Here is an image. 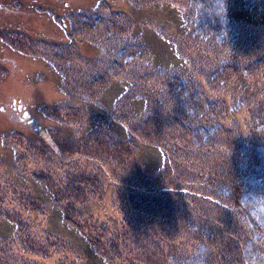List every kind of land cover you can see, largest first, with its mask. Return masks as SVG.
I'll return each mask as SVG.
<instances>
[{"label":"rangeland","instance_id":"374dc122","mask_svg":"<svg viewBox=\"0 0 264 264\" xmlns=\"http://www.w3.org/2000/svg\"><path fill=\"white\" fill-rule=\"evenodd\" d=\"M148 4L149 11H140V2L138 8L132 4V14L123 11L126 0H0V264H99L102 260L106 261L102 264H150L154 253L145 244L174 232L170 226L178 209L175 201L190 206L195 219L208 214L221 219L223 202L228 203L224 208L228 219L249 214L241 215L234 199L230 198L231 204L227 201L222 183L203 190L210 201L198 200L193 189L183 193L189 175L202 168L200 162L148 174L137 162V149L119 138L112 123L127 125L128 121L133 130L140 126L138 118L126 112L129 96L139 99L150 92L159 97L164 91L168 101L175 94L172 91H183L179 76L166 70L156 74L153 66L143 64L144 59L155 54L165 63L177 55L182 60L196 59L202 54L196 46L208 40L202 59L214 55L222 59L221 45L211 39L219 40L225 53L230 49L248 55L251 65L241 64L231 78L230 85L238 87V93L235 97L214 93V84L204 79L195 87L185 85L190 92L175 94L179 102L170 108L172 119H180L190 104H197L199 115L205 110L201 123L207 124L212 122L211 114L205 117L209 107L213 112L221 107L230 110L238 101L250 122H257L262 113L264 121V107L259 108L264 83L252 77L264 73L254 67L264 56V0H144V9ZM10 8L24 10L14 13ZM153 10L159 11L158 17H153ZM138 17L133 34L130 25ZM171 31L175 38L167 44L163 35ZM143 38L151 44L139 43ZM255 42L263 43L257 44L261 50L242 52L236 46ZM199 89L205 91L202 101L195 97ZM155 111L162 119L161 107ZM245 113L236 115L228 128L235 130ZM223 131L227 133L226 127ZM258 132L264 136V129ZM193 134L187 135L189 142L198 139L204 147V169L211 154L230 163L242 180L240 188L243 184L252 188L250 208L263 216V152L248 155L250 146L225 135L235 150L222 156L224 145L218 150V143L205 142L208 134L199 135L196 128ZM156 158L155 151L145 149L149 164ZM158 180L171 182L178 195H161ZM158 195L163 201L159 215L138 213ZM59 207L66 227L55 211ZM142 218L148 222L144 227L138 225ZM247 219L235 229L230 223L219 227L214 220L211 225L217 233L209 230L198 245L179 244L176 253L187 258L185 264H252L249 248L255 244L260 253L253 264H264V222L259 226ZM154 221L156 225L150 227ZM249 234L257 239L245 246L244 254L229 243L231 236L249 239ZM140 237L147 240L139 243ZM175 259L169 261L180 262Z\"/></svg>","mask_w":264,"mask_h":264},{"label":"trees","instance_id":"16d2710c","mask_svg":"<svg viewBox=\"0 0 264 264\" xmlns=\"http://www.w3.org/2000/svg\"><path fill=\"white\" fill-rule=\"evenodd\" d=\"M143 1L144 0H126V5L123 7L124 13H127V10H130L128 12L133 14V10H131V5L135 4V6L138 8V2H140V11L147 10L149 11L150 5L148 4L145 9L143 7ZM154 6V4H153ZM160 9L163 8V5H159ZM10 12L14 13H20L23 12L24 9H11ZM175 10V9H174ZM85 12V11H84ZM83 12V13H84ZM88 12V11H87ZM86 12V14H87ZM177 13H179L177 11ZM182 13V12H181ZM153 17H158L159 11L153 10ZM164 14V12L162 13ZM195 14L198 16V11L195 12ZM84 16V15H80ZM167 17V15H165ZM49 19V18H48ZM162 17L158 18L160 21ZM66 21V20H65ZM63 21L62 24L63 27L67 25V22ZM129 21L132 22V20L129 19ZM138 21V22H137ZM132 22L130 26H134L133 28V34L136 33V27L139 24V17L138 20ZM112 21H109V25H111ZM48 24H50L48 22ZM174 27V26H172ZM209 33V32H208ZM174 33L168 32L167 35H163L164 41L169 44V41L171 39H174ZM171 38V39H170ZM209 38V36H207ZM213 40L212 42H217L218 45H221V47L218 48L220 52L222 53V59L227 55L226 60H222L221 58H218L217 55L207 57V59L204 61L202 59L203 56L206 55L209 49V40L205 42L203 45L196 46L197 50H202V54L198 56V58L194 59L191 57H187V60H182L179 55L172 58V60L168 59V63L163 62V59L159 57V54H155L153 56H148L146 60L144 59L143 64H147L148 66H153V71L157 73L161 71H172L173 75L179 76L181 78L180 80H183L182 82V88L183 91L174 90L172 91L175 94H182L184 92H187L189 94L190 90H185L187 87H190V84H193L194 87L197 86L199 81L201 79H204L205 82L213 83L212 91L214 93H221L222 96L228 97L232 96L235 97L238 93V87L231 86V78L236 73V68L242 64V66L249 61L248 55L247 58L245 55L238 51H232L227 50L225 53V46L219 41V40ZM149 40L144 39L139 42H145L146 44L150 45L151 43L148 42ZM138 43V42H136ZM263 44L262 42H258ZM257 42L253 44H238L236 45L239 50L242 52H248L252 51L253 48H256L258 51L262 49V47L258 48ZM158 45L159 43L156 42ZM264 45V44H263ZM201 46V48L199 47ZM223 48H225L223 50ZM246 58V59H245ZM165 60V59H164ZM247 64H250L247 62ZM170 67V69L168 68ZM255 69L263 68L264 69V56L259 58L258 62L254 64ZM229 73H226V72ZM251 73V71H250ZM247 76H251V74H248ZM254 80L260 81L264 83V73L263 74H254L252 76ZM131 83V82H128ZM163 84V83H161ZM134 81L132 86H134ZM209 85V84H208ZM221 85V86H220ZM162 87L158 89V91L163 90ZM174 88H181L179 86H176ZM180 92V93H177ZM246 92H249V88L246 90ZM159 92H156V94ZM139 94V93H138ZM173 94L169 98V100L164 101V91L160 92V96L157 97L152 93H145L143 92L138 99V95L130 100L126 101V104H128V107L126 109V112L128 111L131 116H136L138 118V121L140 123V126L136 128V130L131 129L130 123L127 121L125 125L123 122L119 121L112 123L113 126H116L117 129L113 131L116 132L121 138L122 141H127L128 143L132 144L135 149H137V162L140 166L144 167V170L151 175H159L163 174V172H166L169 167H173L176 169L177 167H181L183 169V166L186 165L192 166L196 163L200 162V166L202 167L199 172H196L193 174H190L191 181L184 187L185 193L186 191H189L190 189H193L195 192L196 198L201 201H210L206 196H203V193L206 188H215L217 183H222V192H224V195L226 196L227 201L231 204V199H234L233 205L235 204L240 210L239 213L243 216H245L244 213L249 214L245 217H240L237 215H234L233 219H228L226 215L228 216V213L224 208L228 205V203L223 202V207L221 208V219L213 217V215H206V216H200L195 219V211L188 205H180L177 201V210L174 211L175 215V222L171 224L170 227H172V231H168L166 233V236L164 237L161 235L164 239H161L158 237L157 240H154L153 243L145 244L146 250L149 252L154 253V257H149V263L150 264H185V260L182 257H179L176 253L177 246L179 244H200V241L203 240V238L206 236V233L210 231H213L214 233H217L214 228H212L211 222L214 221L217 226L222 227L224 224L230 223V228L235 229L236 226H238L240 223L243 222V219L248 218L247 220L252 221V223H255L259 226H263L264 222V215H258L255 214L254 210L250 208V200H249V194L250 190L252 191V188L249 186H244L243 188H240L239 182H241V179H237V175L234 172V168L230 166V163H226L225 160L222 158L220 159V156L211 154V156L207 157V160H210V165L207 167V169H204V165H206V155H204V147L202 146V143L199 142L198 139H194L192 142H189V137L187 135L190 134V136H193V132L196 128V133L199 135H204L206 137L205 142L208 143L210 141L213 145L215 142L218 143V150H221V146L224 145V149L221 150L222 156L228 155L229 153L233 152L235 150V147L233 143L228 139V136H233V140L236 141V143L239 144H246L250 146V153H253V151L258 154L263 152L264 154V136L260 135L259 129H264V121H263V113L261 114V118L258 117L257 122H250L248 113L243 111L245 110L244 107L240 102H236L234 106L230 110H223V107L213 112V110L209 107V110H207V115L205 116L206 119L209 117L208 123H201L203 121L202 115L205 113V110L200 111V115L198 113V109L200 107L196 106L197 104H190V110L187 111V114H184L181 116L180 119H175V116L171 117L170 108L174 107L175 104H177L178 95ZM136 95V94H132ZM264 96V93L262 94ZM205 96V91L203 89H199L197 91V95L195 97H199V101L203 100V97ZM177 102V103H176ZM207 105V104H205ZM260 109L264 107V97L261 100L260 103ZM163 111L162 119L159 118L156 109L160 108ZM175 115L178 114V111H175ZM242 113H245L243 116L244 118H240L241 122L237 123V128L235 130H231L228 128V126L235 123V119L237 118L236 115H239ZM217 115L224 116L225 118L223 120L217 121ZM172 119V120H171ZM215 121V122H214ZM205 124V125H204ZM226 127L227 133L225 134L223 129ZM238 131L239 135L235 136L232 135V133H236ZM224 135H221V134ZM244 133L246 135H244ZM205 143V144H206ZM203 144V145H205ZM214 146V145H213ZM215 148V147H214ZM145 149H152L156 153V160L151 165L144 159V152ZM164 149V150H163ZM217 149V148H216ZM226 158V157H225ZM206 167V166H205ZM159 183L162 184V187L159 189H162L160 192L161 195L165 194V196H173L178 195V192L174 191L172 189L171 182H166V184L163 183V181L158 180ZM226 182L228 185H226ZM196 183V184H195ZM195 185V186H194ZM248 185V184H246ZM199 188H202L200 190ZM116 189L113 187V190ZM48 192H50L48 190ZM47 192V193H48ZM44 194V193H43ZM158 195L157 197H153L148 201V208H141L138 209V213L142 214L145 212H149L152 216H155L156 214L159 215V210L163 207V201ZM251 199V198H250ZM253 201V199H252ZM162 205V207L160 206ZM254 207L256 205H253ZM57 213L60 215L58 216L59 220H62L63 226L66 227V218L64 215H62V208L59 207L58 209H55ZM51 214L49 215V217ZM48 217L49 225L51 224L50 218ZM154 220V218H153ZM242 221V222H241ZM148 222L146 220L139 219L138 225L144 227ZM155 221L151 222L150 227H154ZM159 225L161 226L162 223L160 222ZM181 226V227H180ZM214 226V225H213ZM72 227H75L72 225ZM183 230V234L179 235L178 233ZM176 232V233H175ZM235 232V231H234ZM141 234H145V232H142ZM92 237V235L90 234ZM141 236V235H139ZM196 236V237H194ZM80 237H83L87 239V235L85 233H81ZM90 237V239H91ZM143 238V237H142ZM200 241H199V240ZM254 239H257V235L254 237H250L249 239H246L244 237H232L229 241L230 244L235 245L236 251H241L244 254L245 246L249 248V245L252 246ZM147 239H141V237L138 239L139 243H142L146 241ZM260 243V241L258 242ZM209 247V246H208ZM207 246L206 249L210 250ZM94 248V247H93ZM205 248V247H203ZM249 255L251 258L248 260L252 261V264L255 263L258 259V255L260 253V250L256 247L254 244L252 247L249 248ZM96 250V248H94ZM252 251V252H251ZM179 259L180 262L172 261V263L169 261V259H175V257ZM208 255V262L210 263ZM246 259V258H245ZM176 260V259H175ZM105 260H102L99 262V264H102ZM106 262V261H105ZM107 264V263H106ZM241 264H247V263H241ZM263 264V263H261Z\"/></svg>","mask_w":264,"mask_h":264}]
</instances>
